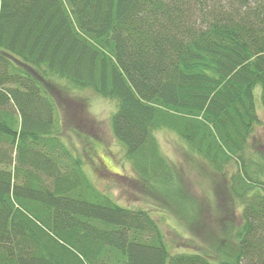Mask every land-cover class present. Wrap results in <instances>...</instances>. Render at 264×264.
Masks as SVG:
<instances>
[{
	"label": "trees",
	"instance_id": "trees-1",
	"mask_svg": "<svg viewBox=\"0 0 264 264\" xmlns=\"http://www.w3.org/2000/svg\"><path fill=\"white\" fill-rule=\"evenodd\" d=\"M47 77L115 101L138 178L180 204L153 135L172 131L240 206L223 215L235 246L171 253L148 211L99 193L55 130ZM257 87L264 110V0H0V264H264Z\"/></svg>",
	"mask_w": 264,
	"mask_h": 264
},
{
	"label": "rangeland",
	"instance_id": "rangeland-1",
	"mask_svg": "<svg viewBox=\"0 0 264 264\" xmlns=\"http://www.w3.org/2000/svg\"><path fill=\"white\" fill-rule=\"evenodd\" d=\"M39 79L42 88L55 101L58 136L81 160L88 182L99 193L123 207L148 211L171 253L197 252L212 244L218 247L223 244L226 248L235 246L225 226L233 221L238 225V216L225 224L223 215L226 206L227 209L233 206L235 214H239L240 206L224 197V179L213 173L172 131L156 129L153 135L160 153L171 166L180 204L169 199L170 193L167 192L168 199L164 196L165 187L151 186V182L138 178L122 145L111 132L110 118L116 109L115 101L91 90L72 87L61 79ZM254 96L260 125L249 142V150L252 152V148L262 156L264 110L259 104L258 87ZM185 209L193 216L187 217Z\"/></svg>",
	"mask_w": 264,
	"mask_h": 264
}]
</instances>
